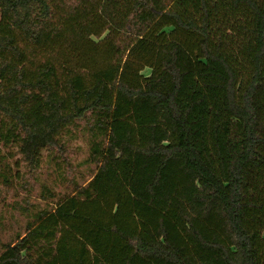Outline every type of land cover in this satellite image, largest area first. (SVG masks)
Instances as JSON below:
<instances>
[{"label": "trees", "instance_id": "trees-1", "mask_svg": "<svg viewBox=\"0 0 264 264\" xmlns=\"http://www.w3.org/2000/svg\"><path fill=\"white\" fill-rule=\"evenodd\" d=\"M19 162L72 193L21 184L0 264H264V0H0V204Z\"/></svg>", "mask_w": 264, "mask_h": 264}, {"label": "rangeland", "instance_id": "rangeland-1", "mask_svg": "<svg viewBox=\"0 0 264 264\" xmlns=\"http://www.w3.org/2000/svg\"><path fill=\"white\" fill-rule=\"evenodd\" d=\"M137 37L134 36L131 33L122 31L118 35V38L116 40L117 44V51L114 56V61L117 65L122 66V63L126 56V51L129 49V47L136 41ZM72 150H71V160L73 166L76 168L74 174L76 175V178L80 183H83L85 185L89 180L90 176L89 174L93 169H95V165H88L83 164L85 158L89 154V148L87 142L82 138L78 137L72 141ZM6 152V150H5ZM47 154L45 153V156ZM15 160H19V155H16L15 158L11 162L14 166V169H16L15 166ZM45 165L43 169L40 172V181H35L34 179L30 177H26L24 174L25 167L23 163L19 162V168L21 170V177L17 181H14V185L10 189H3V194L6 199V203H1L0 206L5 211V224L8 227L7 232L12 233L16 231L18 228H23V225L25 223L26 218L21 214L20 210L14 209L13 204L15 201H19L22 204H25V200L23 199L27 195V190L21 186L23 183L29 179L30 185L27 186V188H33L30 200L34 204H36L37 208H44V207H53L56 201L60 196H64L65 194L72 193V186L69 185L66 182H59L58 184H55V191L57 192V196L53 199L44 200L41 197V188L42 183L47 182L48 184L52 185L50 173L54 167L51 166L49 169ZM92 168V169H91ZM15 171V170H14ZM50 177V178H49ZM84 177V178H83ZM53 178V177H52ZM8 233L1 232L2 237L6 238Z\"/></svg>", "mask_w": 264, "mask_h": 264}]
</instances>
